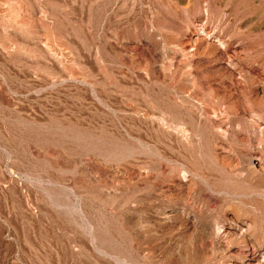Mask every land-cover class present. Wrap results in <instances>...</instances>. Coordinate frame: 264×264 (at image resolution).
<instances>
[{
    "label": "rangeland",
    "instance_id": "rangeland-1",
    "mask_svg": "<svg viewBox=\"0 0 264 264\" xmlns=\"http://www.w3.org/2000/svg\"><path fill=\"white\" fill-rule=\"evenodd\" d=\"M0 264H264V0H0Z\"/></svg>",
    "mask_w": 264,
    "mask_h": 264
}]
</instances>
